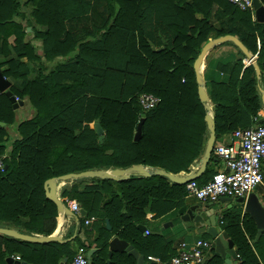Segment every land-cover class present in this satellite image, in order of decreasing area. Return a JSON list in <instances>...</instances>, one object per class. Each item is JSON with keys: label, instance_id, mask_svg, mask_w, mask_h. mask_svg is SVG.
<instances>
[{"label": "trees", "instance_id": "16d2710c", "mask_svg": "<svg viewBox=\"0 0 264 264\" xmlns=\"http://www.w3.org/2000/svg\"><path fill=\"white\" fill-rule=\"evenodd\" d=\"M259 2L264 7V0ZM224 36L236 38L256 56L259 76L252 64L243 68L244 54L234 44H223L239 58L217 66L227 73V85L211 83L216 139L259 120L264 127V115H258L264 23L251 12L227 0H0V72L14 99L33 112L17 123L10 99L0 93V156L8 148L7 129L14 125L18 135L0 171V226L50 237L58 212L43 185L52 178L137 165L172 176L188 172L207 135L194 63L207 42ZM46 63L52 65L49 70ZM141 94L160 101L143 110ZM141 118L140 137L134 140ZM95 126L102 132L101 143ZM184 187L153 174L121 182L87 178L66 185L61 196L75 200L88 218L108 221L111 230L101 227L89 263L107 264L111 234L134 243L135 223L157 205L168 206L156 217L180 208ZM220 228L232 241L238 264H260L239 213L225 217ZM142 243L152 249L145 251V262L154 256L164 263L173 255L168 239L155 236ZM75 253L68 244L0 235V264L15 257L19 261L13 264H59L61 259L69 264ZM109 264L136 263L125 253H113ZM205 264H223L213 247Z\"/></svg>", "mask_w": 264, "mask_h": 264}, {"label": "crops", "instance_id": "0c3cea01", "mask_svg": "<svg viewBox=\"0 0 264 264\" xmlns=\"http://www.w3.org/2000/svg\"><path fill=\"white\" fill-rule=\"evenodd\" d=\"M85 25L86 24L83 23V26H85ZM27 33L31 34L30 32H27ZM78 33L83 35V33H81L80 30L78 31ZM224 43H227V42H223L221 44H218L217 46L210 49L205 54V56L201 62V66H200V71H201V75H202V79H203V86H204V89H205V92L207 95L208 105L211 108L212 118H213V114H212V107L213 106L209 100V91H210L211 83H224V85H227V82H228L227 73L221 72L217 66L218 65H225L227 63L234 62L237 58H239L237 51L229 45H223ZM229 43H231V42H229ZM34 44L39 46L38 42H34ZM248 54L253 58V60L256 64V56L251 55L250 53H248ZM23 62H25V60H23ZM250 64L251 63L243 55V59H242L243 68L247 67ZM27 65L29 67H31L30 64L27 63ZM45 66L47 67V70H49L52 67V65L50 66L49 63H46ZM47 70L45 71V73L47 72ZM33 77H34V75H33V73H31L29 78L32 79ZM258 85L260 88L261 86H260L259 81H258ZM258 97L260 99L259 91H258ZM19 102H21V104L17 108V110H15L16 111L15 112V114H16L15 118H16L17 123H20L21 121H23L25 119H28L33 113L32 111H30V114L28 112H26L27 105H25L26 103L24 101H19ZM260 105H261V110H260L258 115L263 116L264 115V105L261 103V99H260ZM17 112H21L20 118H19L20 120L17 119ZM214 128H215V126H214ZM7 132H8V136H9V141H8V148H7V151L5 152L6 154L4 156L8 155L7 153L9 150L10 143L14 139L18 138V135L15 131L14 125L10 126L7 129ZM208 138H209V133L207 131V135H206L205 140H204L201 155L189 167L188 172H180L179 173V175H182V176H188V175L195 174L196 179L194 181L199 185L205 184L210 179L209 178L210 175L224 170L222 163L211 153L210 158L206 164L204 171L200 174L198 173L200 168L197 166V163H198L199 159L201 157H203V155H204ZM232 143H233V139L231 138V133H230L226 138H222V137H219L217 139L215 138L213 145L229 146V145H232ZM155 170H159V169H155ZM206 170L208 171V175L204 176V173ZM159 171H161V170H159ZM260 172H261V177H262L261 184L259 186H257L251 193L257 198L260 205L264 208V161L261 162ZM148 173H150V172H148ZM71 182H73V181H66V182H58L57 183L56 197L59 200L67 199V201L76 202L75 200H69L68 198H62V196H61V192L63 191V188L66 185L69 186ZM112 182H115V181H112ZM169 183H171V182H169ZM222 198H225V197H222ZM198 203L200 204V202L197 201L196 199H194L192 197H185L184 196L182 199V202H181L182 205L180 206V208L182 206L188 207V206L198 204ZM76 204H77V202H76ZM63 205H65V204H63ZM65 206L67 207V205H65ZM101 206H102V203H101ZM167 206L168 205H166V206L157 205L156 207H153L152 209H150V211L148 210L145 212V216H144L143 220H140V221L135 223V227L137 229L138 235H136V237H135L136 239L134 238L135 239L134 243H133V241L131 243V242H128L127 240H122L121 238H118L115 233L111 234V236L109 237V240H108L107 253H108V249H109L108 248L109 243L112 239H117L118 241L125 242L127 244V246H131L132 249L135 250L139 256H144L145 251H151L152 250L151 248L146 247V245H144L142 243V241L144 239L150 238V237L156 236V237H160L163 239L170 240L171 252L173 253V255L179 250V248L181 247L182 244L188 245V244L194 242L196 239L211 241V239L206 234L205 228H199V229L197 228L196 229L195 227H193L192 223L181 221L180 215L177 213V211L180 208L170 210V211L166 212L165 214H161L158 217L154 216V213H157L159 211L162 212V210H164V208H166ZM213 207H214L216 215L218 216V226L219 227H221V224H222L223 220L225 219V217L239 213V218L241 221V229H242V231L244 229L243 232H245V237L247 238L248 242L251 244V247H252L259 263L264 264V249H263L264 246L258 242L259 239L264 238V234L260 236L261 238L259 237L257 240H255L256 231H257L256 226H255L254 222L249 218V216L242 212L243 206L236 203L235 200L233 199V200L228 201V202H223V201L218 200L216 203L213 204ZM78 208H79V211L84 212L79 207V205H78ZM226 214H227V216H226ZM86 217H87L86 213H85V216L82 217L80 215V212L76 213V214L73 213L71 216L69 215L68 212H67V215H63V214L58 213L57 217L55 218V224H56L55 230L51 236H55L59 239V242H57V243L68 244L71 252H73V253L79 247L85 248V250L87 252L90 250H93L94 252L97 251L98 247L95 244V240L97 238L98 232L102 231V229H101L102 226H104L105 230H107V231H110L111 227L109 226V223L107 220H104L101 223L95 217H93L94 221L91 224L86 225L85 220L88 218V217L87 218ZM140 227H143L145 229V231L141 232ZM0 228L7 229V228L1 227V226H0ZM250 236H251V238H250ZM263 242H264V240H262V243ZM114 253H125V252H114ZM112 254H111V256H112ZM148 257L155 258L154 256H148ZM13 261H14V259H13ZM14 262H16V261H14ZM62 262H64V264H66L65 259H61L59 261V264H61ZM149 262L150 261L147 260L145 263L147 264ZM13 263H11V264H13ZM135 263H136V261H135ZM232 264H238L237 257L234 261H232Z\"/></svg>", "mask_w": 264, "mask_h": 264}, {"label": "water", "instance_id": "95a60500", "mask_svg": "<svg viewBox=\"0 0 264 264\" xmlns=\"http://www.w3.org/2000/svg\"><path fill=\"white\" fill-rule=\"evenodd\" d=\"M252 9H253L254 20L258 23H264V7L261 5L259 0H252ZM29 31L30 29H27L26 32ZM223 42L233 43L244 54L246 59L253 65L256 75L259 76V69L257 68L253 58L246 52L245 48L236 38L230 36L220 37L207 42L202 47L194 63V72H195V81L197 83L198 98L201 104L203 105L204 110L206 111V115L204 119L206 122L207 131L209 133V138L207 141L204 155L199 159L197 163V166L200 168L198 172L199 174L202 173L206 167L215 140L214 123L211 115V108L208 105L207 95L203 86V79L200 71V66L205 54L210 49ZM9 87H10L9 81L5 80L0 72V93H5V95L10 99V102L12 103V109L15 111L20 106L21 102L15 101L14 97L8 91ZM259 94H260L261 103L264 105V91L262 90L261 87L259 88ZM142 122L143 120L141 118L137 123V126L135 128V133L133 136L134 140H138L140 137ZM262 122L263 120H259L255 123V125H260L262 124ZM3 126H4L3 124H0V127ZM95 128L97 134L99 135L98 141L99 143H101L103 140L102 132L98 126H95ZM5 169H6V165L3 166L2 170ZM152 174L157 176H163L167 178L169 182L176 185H185L186 183L196 179L195 174L188 176H182L177 174L172 176L164 173L163 171H159L155 169L152 170L150 168H145L143 166L137 165L123 170L114 169L107 171H103V170L86 171L79 174H68L58 178H52L45 181L43 185V189L46 198L55 205L56 210L59 214L67 215L68 212L69 215L71 216L73 213L70 212L69 209L65 205H63L61 201L56 197V188L58 182H66V181L79 182L87 178H97L100 180L121 182L128 180L132 176H139L146 178L151 176ZM219 200L223 202H228L233 199L220 198ZM234 200L236 203L243 206L242 212L244 214H247L249 218L254 222L257 230L255 240H257L261 235L264 234V208L260 205L257 198L252 193H250L245 198H238ZM79 212L82 217L85 216L84 212L82 211ZM177 213L180 215L181 221L192 223L193 227H195L196 229L205 228L206 234L211 239L213 244L214 256L221 258L223 260V264H232V261L236 259L237 255L233 248L232 241L228 238L227 234L221 231V228L218 226V216L215 213L213 203H200V204L198 203L188 207L182 206L177 211ZM140 231L144 232L145 229L143 227H140ZM0 235L8 236L21 241L33 242V243H47L52 241L59 242V239L55 236L35 238L27 235H20L11 229H3V228H0ZM108 248H109L107 253L108 260L106 262L107 264H109V259L111 257V254L114 252H125L127 255L133 257V259L136 261V264H146L143 256H139L138 253L135 250H133L131 246H127V244L123 241L112 239L109 243ZM93 252H94L93 250L87 252L88 264L90 263V257L93 254ZM5 262L7 264H11L14 261L12 258H7ZM64 262H62L61 264H64ZM21 264H25V263H21ZM147 264H156V263L149 262Z\"/></svg>", "mask_w": 264, "mask_h": 264}, {"label": "built area", "instance_id": "2783aa9c", "mask_svg": "<svg viewBox=\"0 0 264 264\" xmlns=\"http://www.w3.org/2000/svg\"><path fill=\"white\" fill-rule=\"evenodd\" d=\"M240 11L251 12L253 19L252 0H227ZM17 101V99H15ZM159 98L149 94L138 96V104L143 110L153 109ZM232 145H213L212 154L222 163L224 170L215 173L203 185L194 180L185 184V197H192L200 203H216L220 198L238 199L247 197L261 184V162L264 161V127L254 125L246 129H237L231 133ZM0 156V171L3 160ZM72 213H78L76 202L61 199ZM93 217L85 220L89 225ZM264 246V242L262 243ZM212 241L196 239L190 244H182L179 250L168 261L162 263L158 258L148 257L147 260L156 264H205L208 259ZM19 261V257L13 258ZM69 264H88L87 251L79 247Z\"/></svg>", "mask_w": 264, "mask_h": 264}, {"label": "rangeland", "instance_id": "374dc122", "mask_svg": "<svg viewBox=\"0 0 264 264\" xmlns=\"http://www.w3.org/2000/svg\"><path fill=\"white\" fill-rule=\"evenodd\" d=\"M27 29H30V28H27ZM27 29H25V31H27ZM30 32V31H29ZM26 112H28L29 114H30V109L27 107V110H26ZM20 113L21 112H17V119L18 120H20L19 118H20Z\"/></svg>", "mask_w": 264, "mask_h": 264}]
</instances>
